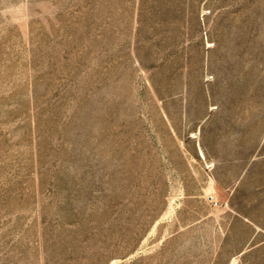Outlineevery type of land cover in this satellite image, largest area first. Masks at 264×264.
<instances>
[{"label":"rangeland","instance_id":"obj_1","mask_svg":"<svg viewBox=\"0 0 264 264\" xmlns=\"http://www.w3.org/2000/svg\"><path fill=\"white\" fill-rule=\"evenodd\" d=\"M0 264H264V0H0Z\"/></svg>","mask_w":264,"mask_h":264}]
</instances>
